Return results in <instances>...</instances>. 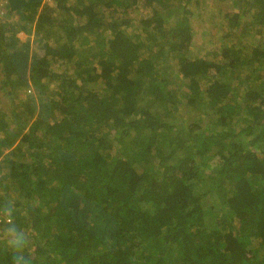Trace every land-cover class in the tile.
I'll return each mask as SVG.
<instances>
[{
	"label": "trees",
	"instance_id": "trees-1",
	"mask_svg": "<svg viewBox=\"0 0 264 264\" xmlns=\"http://www.w3.org/2000/svg\"><path fill=\"white\" fill-rule=\"evenodd\" d=\"M233 4L204 55L203 14L171 0H7L0 264L17 254L11 225L28 264H264V0ZM171 56L188 101L159 61ZM182 104L211 121L180 123Z\"/></svg>",
	"mask_w": 264,
	"mask_h": 264
},
{
	"label": "rangeland",
	"instance_id": "rangeland-1",
	"mask_svg": "<svg viewBox=\"0 0 264 264\" xmlns=\"http://www.w3.org/2000/svg\"><path fill=\"white\" fill-rule=\"evenodd\" d=\"M47 1V0H46ZM50 3H53V0H48ZM199 1L200 5H197ZM229 1V2H228ZM234 0H171L172 3L175 4V6H172L173 12L174 13H181L186 11V9H192V11L195 13H202L203 15L199 17H197V20H195L194 22V29H195V35L193 37V43L191 46L192 51H195L196 54L202 53V54H206L209 53L208 49H211L213 47H215L216 43H221L222 39H221V35L216 31V27H219L220 25L223 24V21L221 22L220 20H216L221 18V13H219V9L225 10V9H229L230 11H234V4H233ZM197 3V4H196ZM148 13V10L146 12V14ZM16 18V17H15ZM14 18V19H15ZM208 20V21H207ZM222 23V24H221ZM228 23V22H227ZM214 24V25H213ZM229 24V23H228ZM17 26L20 24L17 23ZM226 29V28H225ZM18 37L23 40L26 41L29 44L30 50L33 53L39 52L44 50V43H42L40 40V36L36 35L34 33V31L31 32H27V31H23V29L17 34ZM52 43V42H51ZM156 49V47H155ZM173 52L170 51L169 53L166 54V56L171 55ZM156 54V53H155ZM154 56V53L151 55V57ZM212 57V56H211ZM160 62H162V66H163V70L164 72L167 73V76H169L170 78H174L175 80L173 81V84L175 85H170L169 87H175L178 88L177 91L180 90V87L183 89L180 90V101H188L187 98H189L190 96L188 95L190 93V84H189V80L188 82L185 81L179 77H177V72L174 64H173V57H169L167 59L163 58V59H159ZM72 67V66H71ZM69 69V64L65 65L64 67H59L58 65H56V70L57 71H63V70ZM262 74H264V66L262 68ZM0 73H1V68H0ZM2 77V75H1ZM183 80V81H182ZM264 83V81H263ZM235 87H238L239 85H234ZM35 92L38 91L35 90ZM5 92L3 90H0V104L2 106V108H4L3 110H7L8 108H10V102H11V96L10 94L5 95ZM27 96L26 94H23V97ZM155 104H157V102H153ZM181 114L178 118V121L180 123L183 124L184 121H186L187 123V119H189L190 115H193L194 117V121H196L197 123H199L200 125H206V123L208 121H211L210 118L211 117H207L205 115L202 114V108L196 104H192V105H187V107L182 104L181 105ZM172 118V117H171ZM173 119V118H172ZM198 120V121H197ZM237 124L240 123V120L236 121ZM176 123V122H174ZM185 123V124H186ZM178 122H177V126H178ZM217 124V122H213V126ZM249 138H247L248 141ZM2 157H0L1 160ZM208 180V179H206ZM205 184V183H203ZM206 200V206L210 207L211 205H215L217 204V200H215L213 197L209 196L208 198H205Z\"/></svg>",
	"mask_w": 264,
	"mask_h": 264
},
{
	"label": "clouds",
	"instance_id": "clouds-1",
	"mask_svg": "<svg viewBox=\"0 0 264 264\" xmlns=\"http://www.w3.org/2000/svg\"><path fill=\"white\" fill-rule=\"evenodd\" d=\"M2 211L11 213V205H6L2 209ZM8 243L11 248L14 249L17 253L14 257V264H28V261L21 253L22 250L27 247L29 243V238L23 231H21L15 225H11L8 228Z\"/></svg>",
	"mask_w": 264,
	"mask_h": 264
},
{
	"label": "built area",
	"instance_id": "built-area-1",
	"mask_svg": "<svg viewBox=\"0 0 264 264\" xmlns=\"http://www.w3.org/2000/svg\"><path fill=\"white\" fill-rule=\"evenodd\" d=\"M6 3L7 0H0V13L4 14L6 11ZM12 218L9 216L8 213L2 211V209H0V223L2 222H11Z\"/></svg>",
	"mask_w": 264,
	"mask_h": 264
}]
</instances>
